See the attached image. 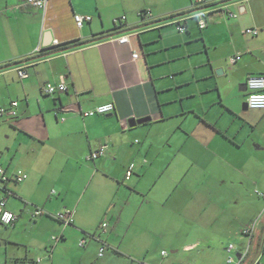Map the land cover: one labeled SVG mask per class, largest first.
Instances as JSON below:
<instances>
[{
	"label": "crops",
	"instance_id": "1",
	"mask_svg": "<svg viewBox=\"0 0 264 264\" xmlns=\"http://www.w3.org/2000/svg\"><path fill=\"white\" fill-rule=\"evenodd\" d=\"M191 5V0H46L37 8L27 0H0V106L18 102L14 128L26 132L30 145L38 143L43 151L44 161L52 160L57 167L54 173L49 168L36 173L34 160L41 152L37 147L25 149L26 162L12 165L10 154L9 161L0 164L10 177L1 186L0 198H6V207L17 216L9 225L0 223L10 227L0 237V264H15V259L29 264H91L86 260L88 243L97 248V255L104 247L120 257L126 230L145 205L142 186L148 174H153L148 188L159 182L180 188L187 181L185 185L194 187L195 196L218 209V181L208 177V169L220 148H224L225 161L241 153L235 169L241 177L231 182L236 186L229 202L236 201L244 212L233 216L236 228H225L234 242L208 250L228 256L226 248L233 243L230 253L235 262L223 264H264V109H243L248 112L246 117L234 124V108L245 102L238 92L246 95L247 90H242L246 77L264 75V0H229L211 8ZM200 9L205 10L203 28L195 19ZM74 14L91 19L77 26ZM177 23L187 31H179ZM246 28L258 29L257 35L245 33ZM124 34L129 41L118 42L116 37ZM53 39L60 43L52 45ZM75 39L87 43L60 49L62 43ZM36 47L43 50L34 52ZM236 55L239 58L230 62ZM22 64L29 70L26 78L17 73ZM186 70L190 76L179 77ZM61 76L66 92L42 91L46 83H57ZM191 78L198 82L196 88H185ZM209 92L211 98L201 96ZM197 95L191 105L182 102L186 96ZM108 102L115 105L110 115L80 113ZM189 114L195 120L193 131L183 128L181 138L170 131L161 149L152 152L154 126L164 127L181 116L188 119ZM141 117L149 120L129 126V118ZM137 133L142 139L130 141ZM171 137H178L177 146L165 152L164 146L172 145ZM190 138L194 139L192 146ZM103 144L107 145L104 154L89 159L90 152ZM130 162L135 167L126 179ZM188 163L195 164L194 173L188 174ZM20 170L27 177L16 182L14 174ZM250 186L261 193L255 192L260 198L256 203L239 193L245 188L250 191ZM107 191L111 192L108 198ZM36 208L43 214L33 216ZM65 210L71 212V221L55 218ZM28 219L35 223L30 235L23 232ZM245 227H252V232L243 233ZM202 229L197 224V231ZM132 236L133 244L141 237L135 231ZM211 236L206 238L212 242L216 237ZM195 238L184 248H198V254L209 252L199 248L201 236L195 234ZM125 248L130 251L131 247ZM36 251L40 254L34 256ZM160 253L158 259L165 262L168 252L164 257ZM111 260L101 264H112ZM165 263L180 262L170 259Z\"/></svg>",
	"mask_w": 264,
	"mask_h": 264
},
{
	"label": "rangeland",
	"instance_id": "2",
	"mask_svg": "<svg viewBox=\"0 0 264 264\" xmlns=\"http://www.w3.org/2000/svg\"><path fill=\"white\" fill-rule=\"evenodd\" d=\"M190 74L191 71L186 70L181 75H179V77L185 78L187 76H190ZM190 81L191 83L187 84L185 88H196L195 86H197L198 82H195L194 78H191ZM206 81H202V83ZM238 93L242 99H246V95L244 92ZM201 96L203 98H211L210 92L204 93ZM199 97L200 95H197L195 98L193 96H186L182 100V102H184V104L186 105H191ZM242 102L244 101L242 100L241 102H239V104L237 103V107L234 108V113L236 115L234 117V119L236 120L234 124H238L237 122H239L240 124L242 118H245L248 113L246 110H243ZM224 115L227 116L226 113H224ZM186 118L187 117L181 116L180 118L172 119V121H170L164 127L155 125L152 129V132L150 133L155 143L152 152H158V150L161 149V143L166 140L168 136L167 134L170 133V131H175V135L179 134L178 136H180V138L184 131L183 128L187 129L189 133L192 132V127L195 120H193V116L191 114H189L188 119ZM178 123H180L179 126ZM15 124H18L16 121V117L5 120L0 119V164H6V162L9 161L10 154L13 155L11 161L12 165L20 162H26L27 153H25V149L27 147H29L30 149L35 147L39 148V150L41 149L38 143H36L32 147L30 145V136H27V133L23 130H20L16 127L14 128ZM157 129L163 130V133L161 132L155 134V131ZM179 131H181V133ZM131 136L132 135H130L129 137ZM192 137L194 138V135ZM193 138L189 139V145L191 146L194 141ZM130 139V141L136 139L135 142H138L142 138L140 134L137 133L135 137L132 136ZM176 140L171 137L169 141L172 145L169 148L165 145L164 151L175 149V147L177 146ZM40 151L41 152L38 154V157H36L34 160L35 172H44L48 168L51 170V173L56 172L57 167L53 165L52 160L47 159L45 162L43 151ZM30 157H33V155H30ZM225 157L226 155L224 148L223 150L220 148L218 150V157L216 159H212V162L210 163L208 169V177L215 176V178L217 179L216 181H218L217 190L220 194L218 196V209L208 207L209 205L204 201L202 196L201 198L198 194H196L195 196L196 191L194 187H192L191 185H185V183L189 184L187 181H183V184L180 185V188L178 186H170V183L168 182L166 184L165 182H159L156 185L151 186L150 189L148 188L150 186L149 181L151 177H153V174H148L142 186L144 187V189L142 188V194L146 195L145 197H143L145 205L142 209H140L138 216H136V218L134 219L131 227L126 230L127 233L122 240V254L120 255V257L113 255L114 253L109 248L104 251V256L106 255L105 257H99L97 255V248H92L88 243V255L86 256V260L91 264H101L109 258L112 259V264H137L138 261L157 262L160 261V259H158L160 251L162 249H165L168 252V257H166L165 262H169L170 259H172L174 261L180 262L179 264H209L213 261L218 264L225 263L227 261V253L222 254V251H215L213 250V248H211L210 250L208 249L210 247H220V245L223 243L225 245L229 242H234V239H228L227 234L225 233V228L226 226L229 227L228 229H232L231 227L236 228L238 224L236 223V217L233 216L235 215V213L240 216L244 212V207L241 205H237L236 201H234L233 205H230L229 202V200L231 201V199L233 198V190H235L236 186L234 185L236 183L232 184L231 182L234 180H238L241 177L240 173L235 170L237 167H239L237 163V157L239 160H241V153H236L235 156L233 155L232 160L230 159L228 161H225ZM239 165L244 166L242 163ZM188 167L190 168L188 174L195 172V164L188 163ZM59 169L60 168H58V170ZM200 175V178L202 179H206L207 177H205L206 174ZM161 178L164 179L163 177ZM43 181L44 183H47V179ZM203 186L205 185H202V187ZM249 188L250 191L245 190V188L242 192L239 193H242L248 200L251 199L254 201V203H256V200L260 198L256 196L257 194L255 192L259 191H254V188L252 186H250ZM110 194L111 192L107 191L106 198H108ZM122 195L125 196L124 193H122ZM119 199L123 200L124 198L119 197ZM198 203H201V207H198ZM134 204H136V202ZM195 204L198 205L196 206ZM30 220L31 221H29V219L27 220L29 222L26 223V230H23V232L28 235L33 233L35 224L34 221H32L33 219ZM231 220H233V222ZM197 224H200V226H202L203 229L201 232L197 231ZM0 228V237L4 238L7 229H9L10 227L0 224ZM205 228H207L208 230H205ZM17 230L19 232L22 231L20 230V228H18ZM134 231L136 236H141L135 240V244H133L134 240L132 238ZM195 234H199L201 236L199 248H203L202 250H206L207 248L209 252H202L198 254V248L191 251L184 248V245L198 240L197 238H195ZM206 236L216 237L214 240L218 243L214 242V240L211 242L206 238ZM120 239H122L121 235L118 237V240ZM141 242H143L144 245H141ZM126 246L131 247L130 251L125 248ZM174 250H176V252L172 253V251ZM130 253H133L132 256H129ZM38 254L40 253L36 251L33 255L36 256ZM232 255L235 258L234 253H232ZM193 260L195 262H193Z\"/></svg>",
	"mask_w": 264,
	"mask_h": 264
},
{
	"label": "built area",
	"instance_id": "3",
	"mask_svg": "<svg viewBox=\"0 0 264 264\" xmlns=\"http://www.w3.org/2000/svg\"><path fill=\"white\" fill-rule=\"evenodd\" d=\"M195 3H199L198 6H201L202 1L204 0H194ZM29 4H32L33 6L37 8H42L46 0H27ZM204 9H200V11L196 14V19L199 28H203L205 26V19H204ZM230 15H233L232 13ZM91 19V16L89 15H82V14H74L73 20L77 26H81L85 21H89ZM177 29L181 32L184 31V27L182 25H177ZM245 33L251 34L253 36L257 35L258 29L256 28H246L244 30ZM117 41L120 43H126L129 41V35H120L116 37ZM60 42L57 39L52 40V45H58ZM41 49L39 47H36L34 52H39ZM138 56L137 52H133V57L136 58ZM239 58L238 55L232 56L229 58L230 62H235ZM17 73L21 78H26L29 76V70L27 68L26 64H22L17 68ZM246 85V99L245 102L249 108L253 109H264V75L263 74H250L246 77L245 80ZM42 91L46 94H54V93H60V92H66L67 91V84L61 76L60 81L57 83H46ZM17 105L18 102L16 100H13L9 103L7 106H0V116H7L9 118H13L17 116ZM115 109V105L112 102L99 104L93 109L87 110V111H81L82 116H93L97 114H107L113 112ZM107 148L106 144L101 145L99 148L95 149L94 151L90 152L88 158L89 159H95L101 155L104 154L105 150ZM135 167V163L130 162L125 170V177L128 179L133 172V169ZM27 177V174L25 172L19 171L16 174H14V180L16 182L22 181ZM9 176L7 174L6 168L2 165H0V187L2 184L7 182L9 180ZM261 194L260 192H258ZM42 212L41 209L36 208L33 212V216L40 215ZM59 220L64 221H71V212L69 210H65L63 212H58L55 215ZM16 214L13 213L11 210H9L6 207V198H0V223L4 225L11 224L16 219ZM103 227L107 226V223L104 222L102 224ZM243 233H249L252 232V227H245L242 229ZM55 238V237H54ZM84 239L80 240V245H83ZM234 248V244H229L227 246V251L229 252L227 256V262L234 263V256L230 253L231 250ZM104 253V247H100L98 251V255L102 256ZM161 256L164 257L167 255V251L163 250L161 251ZM137 264H167L163 261L158 262H147V261H139ZM187 264V263H182Z\"/></svg>",
	"mask_w": 264,
	"mask_h": 264
},
{
	"label": "trees",
	"instance_id": "4",
	"mask_svg": "<svg viewBox=\"0 0 264 264\" xmlns=\"http://www.w3.org/2000/svg\"><path fill=\"white\" fill-rule=\"evenodd\" d=\"M227 1H229V0H219L218 2H210V3H205V1H202V3H201V6L202 7H205V8H211V7H216V6H218V5H220V4H222V3H225V2H227ZM191 6H192V8H194V6H198V4L199 3H195V1L194 0H191ZM186 13H188V11L187 12H180V13H177V14H173V15H171L170 17H168V18H166L164 21H166V20H168V21H171V20H173V19H175V18H177L178 16H181V15H185ZM140 15L141 16H144L145 15V11H142L141 13H140ZM196 17V16H195ZM194 17V18H195ZM196 19V18H195ZM119 22H120V20H119ZM177 25H180V23H177ZM184 30H186V28L184 29ZM187 31V30H186ZM85 43H87V42H81V41H79V40H77V39H75V40H71V41H68V42H64V43H62L61 45H60V47L61 46H63L62 48H60V49H67V48H71V47H74V46H80V45H83V44H85ZM43 50V49H42ZM42 50H40V51H42ZM16 117V116H15ZM128 166V165H127ZM126 166V167H127ZM125 170H126V168H125ZM126 178V177H125ZM127 179V178H126ZM6 183V182H5ZM0 189H3L4 190V188H2V187H0ZM41 214H43V211L41 212ZM40 214V215H41ZM38 216V215H37ZM55 218L56 219H58L56 216H55ZM59 220V219H58ZM29 261H31V260H29ZM34 263V262H33ZM230 263V262H229ZM232 263V262H231ZM15 264H29V263H25L24 262V259H15ZM187 264H190V263H187ZM192 264V263H191Z\"/></svg>",
	"mask_w": 264,
	"mask_h": 264
},
{
	"label": "water",
	"instance_id": "5",
	"mask_svg": "<svg viewBox=\"0 0 264 264\" xmlns=\"http://www.w3.org/2000/svg\"><path fill=\"white\" fill-rule=\"evenodd\" d=\"M242 90H246L245 84H243ZM242 108L243 109H247L248 108L246 102H243L242 103ZM106 115H110V114H106ZM148 120H149V117H141V118H137V119H135V118H129L128 119V124H129V126H134L136 124H141V123L146 122Z\"/></svg>",
	"mask_w": 264,
	"mask_h": 264
}]
</instances>
